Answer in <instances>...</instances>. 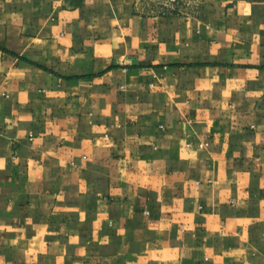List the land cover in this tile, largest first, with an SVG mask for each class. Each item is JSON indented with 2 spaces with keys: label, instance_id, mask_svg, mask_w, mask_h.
I'll return each mask as SVG.
<instances>
[{
  "label": "crops",
  "instance_id": "obj_1",
  "mask_svg": "<svg viewBox=\"0 0 264 264\" xmlns=\"http://www.w3.org/2000/svg\"><path fill=\"white\" fill-rule=\"evenodd\" d=\"M0 264H264V0H0Z\"/></svg>",
  "mask_w": 264,
  "mask_h": 264
},
{
  "label": "rangeland",
  "instance_id": "obj_2",
  "mask_svg": "<svg viewBox=\"0 0 264 264\" xmlns=\"http://www.w3.org/2000/svg\"><path fill=\"white\" fill-rule=\"evenodd\" d=\"M157 2H163L165 4H167L168 6H180V5H184L187 1L189 0H155Z\"/></svg>",
  "mask_w": 264,
  "mask_h": 264
}]
</instances>
